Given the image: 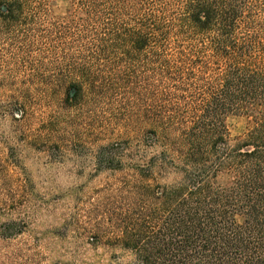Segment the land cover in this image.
I'll list each match as a JSON object with an SVG mask.
<instances>
[{
	"label": "trees",
	"instance_id": "16d2710c",
	"mask_svg": "<svg viewBox=\"0 0 264 264\" xmlns=\"http://www.w3.org/2000/svg\"><path fill=\"white\" fill-rule=\"evenodd\" d=\"M71 5L51 31L67 100L140 89L151 103L140 120L154 152L146 178L173 177L145 186L127 219L130 264H264V0ZM229 116L248 119L241 137L230 138Z\"/></svg>",
	"mask_w": 264,
	"mask_h": 264
},
{
	"label": "rangeland",
	"instance_id": "374dc122",
	"mask_svg": "<svg viewBox=\"0 0 264 264\" xmlns=\"http://www.w3.org/2000/svg\"><path fill=\"white\" fill-rule=\"evenodd\" d=\"M11 2L0 0V264H130L127 219L145 186L173 181L146 178L154 152L140 120L151 103L138 88L85 89L78 99L71 90L67 100L51 31L72 0ZM16 4L20 17H6ZM248 125L226 119L231 139Z\"/></svg>",
	"mask_w": 264,
	"mask_h": 264
}]
</instances>
